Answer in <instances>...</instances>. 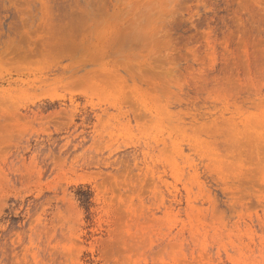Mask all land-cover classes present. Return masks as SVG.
Wrapping results in <instances>:
<instances>
[{
  "label": "rangeland",
  "instance_id": "1",
  "mask_svg": "<svg viewBox=\"0 0 264 264\" xmlns=\"http://www.w3.org/2000/svg\"><path fill=\"white\" fill-rule=\"evenodd\" d=\"M0 264H264V0H0Z\"/></svg>",
  "mask_w": 264,
  "mask_h": 264
}]
</instances>
